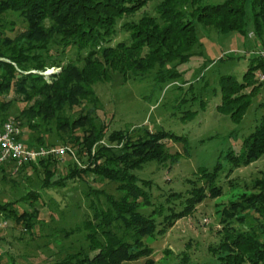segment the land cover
I'll return each instance as SVG.
<instances>
[{
    "label": "trees",
    "instance_id": "obj_1",
    "mask_svg": "<svg viewBox=\"0 0 264 264\" xmlns=\"http://www.w3.org/2000/svg\"><path fill=\"white\" fill-rule=\"evenodd\" d=\"M149 2H156L161 24L143 20L132 31L135 36L132 46L126 47L121 43L114 48L106 46L120 16L134 12ZM184 4L191 8L189 16L182 9ZM9 12L17 13L24 25L23 30L13 37L7 33L13 32L14 27L5 25ZM198 27L213 28L222 35L249 31L254 34L256 45L264 47V0H223L215 4L204 0H0V116L6 117L0 121V128L12 115V107L23 104L12 120L17 121L20 138L25 145L34 148L55 146L48 143L44 135V132L46 135L53 134L46 131L48 124L53 125L59 142L57 145H69L81 159L84 155L92 162L101 159L99 165L90 163L84 169L70 167L65 179L86 181L88 176L92 180L98 178L115 185L117 193L114 196L105 190L97 192L87 185L88 192L103 195L104 200L93 202L95 220L88 219L85 224L91 229L87 235L92 244L90 250L96 249V253L92 257L70 254L55 264H120L136 260L150 252L142 244L144 236L153 235L156 229L158 233L163 232L175 220L185 217L193 205L205 198H218L224 193L218 183L223 175V166L217 161L211 169L200 168L198 176L196 174L193 180H188L190 187L185 193H171L163 202L153 201V184L138 178L134 170L150 162H160L167 156L162 140L179 141L180 138L171 133L147 130L131 136L120 131L108 133L107 124L101 119L96 125L90 116L70 118L66 114L82 101H91V86L108 80L111 70L122 72L124 67L132 66L128 61L137 59L143 46L149 48V58L157 62L191 56ZM57 37L66 47L86 50V56L74 61L82 62L80 67L67 64L48 81L41 74L30 71H41L56 65L58 55L48 49L46 43L50 39L55 42ZM141 40H144L143 43ZM257 69H264V63L252 58L240 79L232 74L220 76L221 99L216 105L219 113L234 117L246 110L249 95L239 92L248 87L249 78ZM259 86H264V83ZM23 131H26V137ZM104 137L109 144L98 146L95 156H92V147ZM121 140H124L121 147L111 145ZM263 157L264 114L242 139L239 149L225 154L224 159L229 165L226 173ZM57 160L47 157L25 163L16 170L12 162H7L0 166V174L9 177L29 168L35 173H42V186H56L62 181L53 185L49 183L54 180L51 178L55 176ZM197 180H201L202 184H197ZM242 186L239 189L247 193L234 194L235 197L219 207L220 238L210 247L218 257V264H264V172L260 178ZM37 197L36 193H30L13 203H0V215L7 216L20 231L30 232L37 226L34 224L39 220L40 211L35 206L30 211L18 209L17 204L29 205ZM139 200L149 207V211L138 209Z\"/></svg>",
    "mask_w": 264,
    "mask_h": 264
},
{
    "label": "rangeland",
    "instance_id": "obj_2",
    "mask_svg": "<svg viewBox=\"0 0 264 264\" xmlns=\"http://www.w3.org/2000/svg\"><path fill=\"white\" fill-rule=\"evenodd\" d=\"M204 1L215 4L223 0ZM156 7V2H149L134 12L121 15L105 45L111 48L118 43L132 46L135 41L132 31L134 27L140 26L141 21L161 24ZM182 9L186 16L190 15L188 4H184ZM5 25L14 27L13 32L7 33L10 37L24 28L21 18L13 12L5 17ZM198 28L197 41L190 50L191 56L157 62L149 58V48L143 46L140 56L128 61L132 66L124 67L122 72L111 70L108 80L91 86V101H82L72 112L66 113L70 118L90 116L96 125L101 119L107 124L108 133L120 131L131 136L147 130L171 133L180 138L179 141L168 138L162 140L167 156L160 162H150L134 170L138 178L153 184V201L163 202L167 194L185 193L190 187L188 180H193L196 174L198 176L200 168L211 169L217 161L223 166V175L218 179L224 189L222 196L203 199L193 205L185 217L175 220L163 232L158 233L156 229L153 235L144 236L142 244L150 252L120 264H218V257L211 252L210 247L220 238L218 232L222 225L219 207L234 194L247 193L239 187L260 178L264 172V157L229 174L226 173L229 165L224 159L229 150L239 149L242 139L264 114V86H259L255 75L249 78L248 87L239 92L249 95V103L238 116L231 117L216 109L221 99L218 85L220 76L232 74L237 79L241 78L248 61L253 58L250 52L259 47L254 34L249 39V31L245 34L231 32L222 35L213 28ZM59 41L57 37L55 42L50 39L46 43L47 48L58 55L56 65L30 72L41 74L50 81V77L63 66L70 63L76 67L82 65V62L74 61L86 56V50L77 51L76 47H66ZM141 41L143 43L144 40ZM23 106L17 104L12 107V115L7 120H12L13 115L15 117L18 113V107ZM5 119L0 116V121ZM46 129L49 133L53 132L52 135L44 132L48 143L55 145L51 147L64 146L72 153L55 161V176L51 178L54 182L50 181L49 184L61 180V184L56 186H42V173H35L29 168L26 172L19 174L18 171L9 177L0 174L1 204L13 203L30 193H36L38 197L33 203L27 205L20 202L17 208L30 211L35 206L40 211L39 220L34 224L37 226L30 232L20 231L7 216L0 215V264H55L75 253L92 257L96 249L90 250L92 244L87 235L91 229L86 228L85 224L88 219L95 220L93 202L104 200L103 195L88 192L87 185L97 192L105 190L117 196L115 185L98 178L92 180L88 176L85 178L88 182L78 178L65 179L70 167L84 169L90 163L99 165L101 159L92 162L84 155L82 160L69 145H57L59 142L53 125L48 124ZM26 131H23L24 137ZM108 144L106 138H102L92 147L91 155L95 156L98 146ZM123 144L124 140H121L111 145L119 148ZM197 184L201 185L202 181L197 180ZM139 201L138 209L141 212L149 211V207ZM176 205L181 207L178 203Z\"/></svg>",
    "mask_w": 264,
    "mask_h": 264
},
{
    "label": "built area",
    "instance_id": "obj_3",
    "mask_svg": "<svg viewBox=\"0 0 264 264\" xmlns=\"http://www.w3.org/2000/svg\"><path fill=\"white\" fill-rule=\"evenodd\" d=\"M251 39L252 32L247 34ZM253 58L260 60L264 63V47H257L250 52ZM256 79L260 83H264V69H259L254 73ZM21 130L17 122L13 120H7L0 128V166L7 162L13 163V169H17L19 166L35 162L39 159L47 157L61 158L68 153H72L67 147H29L21 140Z\"/></svg>",
    "mask_w": 264,
    "mask_h": 264
}]
</instances>
